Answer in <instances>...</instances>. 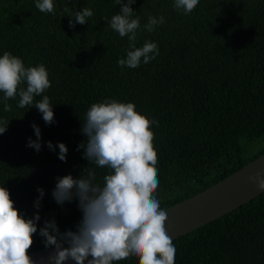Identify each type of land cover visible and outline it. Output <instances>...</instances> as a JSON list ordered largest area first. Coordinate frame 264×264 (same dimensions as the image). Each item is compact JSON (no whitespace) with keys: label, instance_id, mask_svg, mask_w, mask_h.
Instances as JSON below:
<instances>
[{"label":"trees","instance_id":"obj_1","mask_svg":"<svg viewBox=\"0 0 264 264\" xmlns=\"http://www.w3.org/2000/svg\"><path fill=\"white\" fill-rule=\"evenodd\" d=\"M126 3L127 0H124ZM175 0H136V47L158 45L159 55L137 68H123L128 37L106 22L120 11L115 0H53L54 14L42 13L36 0H0V56L21 58L25 67L43 64L51 87L54 122L46 124L34 106L19 108V96L0 92V186L26 219L38 212L37 233L29 252L47 249L39 229L55 220L61 233L76 231L82 219L78 201L58 205L52 196L57 177L96 172L103 184L109 169L83 156L81 132L93 103H133L153 123L160 207L181 203L232 176L264 154V0H200L190 14ZM93 11L84 25L69 27L70 13ZM67 9V11L65 10ZM165 22L145 29L149 16ZM26 82L19 87L26 88ZM41 130V150L27 147ZM64 143L66 162L47 147ZM44 190L40 208L35 207ZM67 244V243H65ZM175 264H264V193L237 210L173 240ZM114 264H139L137 257Z\"/></svg>","mask_w":264,"mask_h":264},{"label":"clouds","instance_id":"obj_2","mask_svg":"<svg viewBox=\"0 0 264 264\" xmlns=\"http://www.w3.org/2000/svg\"><path fill=\"white\" fill-rule=\"evenodd\" d=\"M136 0H115L121 5L118 14L106 18L111 29L120 37H128L129 49L126 58L119 59L122 68H137L141 59L144 64L159 55L158 45L146 41L136 47L137 30L140 20L132 18L130 5ZM200 0H175L174 7L190 14ZM36 8L42 13H53V0H36ZM67 11V9H65ZM90 8L70 13L69 27L84 25L93 16ZM165 22L149 16L144 26L148 32ZM26 82V88H20ZM51 87L46 67L41 64L25 67L21 58L4 52L0 56V92L3 93L4 111H11L10 99L19 96L18 107H36L46 124L54 122V112L49 97L34 102ZM9 121H0V135L7 130ZM153 122L135 110L133 103L104 100L93 103L86 113L81 132L87 137L83 156L89 163L109 169L103 177V184L96 182V172L85 168L86 175L73 178L72 175L57 177L52 196L58 205L71 202L74 198L82 212V219L76 231L61 233L55 220H45L39 234L44 238L45 248H54L49 257L54 264H114L129 257H137L139 264H175L176 248L168 235L165 224L167 212L160 207V200L154 195L159 186L157 153L153 146L154 133L150 130ZM36 140L29 138L27 147L41 150V130L33 124ZM47 147L55 151L58 158L66 162L67 146L60 142ZM249 179L257 189L264 191V177L259 173ZM35 207L40 208L44 190L38 188ZM41 219L38 212L34 218L26 219L20 214L11 199L9 190L0 186V264H33L28 254L37 233L36 222ZM67 243L68 247L63 245ZM91 257V259H89Z\"/></svg>","mask_w":264,"mask_h":264},{"label":"water","instance_id":"obj_3","mask_svg":"<svg viewBox=\"0 0 264 264\" xmlns=\"http://www.w3.org/2000/svg\"><path fill=\"white\" fill-rule=\"evenodd\" d=\"M257 173L264 177V154L205 191L165 209L168 215L165 224L168 235L172 240L185 236L263 194L264 191L258 190L256 184L249 179ZM63 246L68 247L67 244ZM54 252V248H47L28 254L33 264H54V261L49 259ZM65 264H75V261L68 260Z\"/></svg>","mask_w":264,"mask_h":264}]
</instances>
